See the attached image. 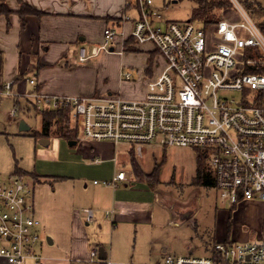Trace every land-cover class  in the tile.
I'll list each match as a JSON object with an SVG mask.
<instances>
[{
	"label": "built area",
	"instance_id": "1",
	"mask_svg": "<svg viewBox=\"0 0 264 264\" xmlns=\"http://www.w3.org/2000/svg\"><path fill=\"white\" fill-rule=\"evenodd\" d=\"M230 2L238 18L200 28L191 22H162L153 0H127L136 14L129 19L130 33L126 26L109 28L101 44L78 49L76 63L82 65L103 53L123 54L130 39L135 46L152 43L164 64L140 99L120 93L24 96L40 112L67 109L82 141L125 144L140 158L146 147L207 150L222 202H264V33L242 4ZM132 79V72L121 71V82ZM13 91L11 83L0 81V100L15 96ZM232 92L240 93V99L230 98ZM122 169L103 184L118 188L127 181ZM33 201L34 187L24 178L0 176V260L7 264L38 260L33 248L41 224ZM87 216L92 222L91 211ZM212 249L210 257H168L163 264H264V237L216 243ZM97 256L93 251L91 258Z\"/></svg>",
	"mask_w": 264,
	"mask_h": 264
},
{
	"label": "crops",
	"instance_id": "2",
	"mask_svg": "<svg viewBox=\"0 0 264 264\" xmlns=\"http://www.w3.org/2000/svg\"><path fill=\"white\" fill-rule=\"evenodd\" d=\"M3 4L8 13L0 14L2 81L11 83L17 93L36 92L59 97H92L90 95L93 93H101L95 86L87 87L79 82L82 75L88 72L89 66H95L100 61L94 58L96 60L91 59L85 63L87 66L78 65L76 53L82 46L102 43L106 29L126 26L129 31V19L133 18L130 13L136 15L127 5V0H5L4 3L0 0V7ZM23 5L37 14H27L23 19L20 14ZM120 42V39L117 40V44ZM103 54L100 56H105ZM30 81H34V84ZM108 86L106 85L107 88ZM107 91L111 93V90ZM47 140H50L48 145L52 146V151L43 150L40 154L58 169L47 172L52 173L47 176L38 174L35 177L42 179L38 181L58 184L73 182L78 186L80 183L84 190L93 194L89 201H70V234L75 254H85L86 259L93 262L96 257L91 258L92 252L97 250L99 259V249L102 248L109 260L107 263V260L102 261V264H130L127 260L129 257L131 262L135 261L131 264H163L168 257L193 256L197 252L205 253L198 258L212 256L213 247L208 248L201 242L196 244V241L190 245L180 240L185 231L197 230L194 222L196 214L190 213L201 206V201L210 199L212 191L208 192L203 186L191 183V199L188 198V193L183 195L186 187L175 190L174 193H178L176 196L171 192L172 189L170 193H161L158 188L161 186L160 178L150 186V178L140 179L132 174L133 168L128 171L127 166L122 165L124 154L133 153L136 161L140 159L134 152L119 153V147L112 143L82 141L78 137L74 141L57 136ZM48 145L45 149H48ZM121 167L127 172L128 180L120 182L118 188L104 185L103 182L111 181ZM31 175L29 173L25 176L34 178ZM56 186L53 188L56 189ZM88 211L93 214L92 222L88 221ZM93 223L100 225V228L109 225L112 233L111 240L107 243L109 252L102 244H98L96 249L89 247L88 226ZM130 228L136 241L135 251L139 246V257L136 253L132 255L127 247L120 250L122 245L116 240L120 231L127 232L129 229L131 236ZM170 233L179 235L180 244H175L173 249L167 237ZM229 238L230 235L226 238L222 236L216 238L215 242L228 243ZM239 238L247 239L245 236ZM147 248L150 249L148 258L145 256ZM81 252L83 253L80 254Z\"/></svg>",
	"mask_w": 264,
	"mask_h": 264
},
{
	"label": "rangeland",
	"instance_id": "3",
	"mask_svg": "<svg viewBox=\"0 0 264 264\" xmlns=\"http://www.w3.org/2000/svg\"><path fill=\"white\" fill-rule=\"evenodd\" d=\"M198 1L153 0V7L162 16V22L164 23L191 22L197 27L204 28L207 26L204 20L195 19L193 16V10L198 7ZM237 1L243 6L247 1L249 4L258 3L264 7V0ZM235 12L234 7H231V5L215 11L217 17L228 20L238 18V14ZM135 16H133V12L130 13V17L134 18ZM250 16L257 23L255 18L258 19V17H254L252 14ZM262 21L264 22V18ZM129 49L130 51H126L123 55L116 53L114 55L103 54L105 56L96 58L97 61H100L99 64L89 66L88 72L82 75L83 78H80L79 82L83 86H95L101 91V93H93L90 96L104 97L111 93H120L128 99H140L144 97L148 82L160 74L164 62L152 43L135 46L133 42H130ZM96 59H92V61ZM121 71L132 72L133 79L120 83ZM25 79L23 80L25 81ZM111 82L113 84H110ZM106 85H109L108 88ZM13 90L16 94L15 96L4 97L0 101V176L4 178L14 176L17 170L31 173L33 176L52 174L47 172L56 168L58 169V167L54 163L47 162L50 160H46L40 154L43 153V150L52 151V146L48 145V149H45L46 146L40 143V139L36 140L32 137L41 131L43 123L42 115L36 110L32 101H28L25 98L24 93H17L16 88ZM107 90H111V93ZM229 97L239 100L241 94L232 92L229 93ZM22 122H25L30 127L28 132L20 131V124ZM70 127L72 128L71 123ZM118 147L119 153L124 154V152L130 150L129 146L125 144H121ZM199 152H203L205 155L208 153L207 150H200ZM197 153V150L190 148H169L165 150L146 147L144 157L138 159L137 162L143 170L142 175L144 177L147 175L150 177L156 172V168H160L159 178L161 186L158 188L161 193H166V191L170 193V189H172L171 192L176 196L178 193H174L175 190L179 191L186 187L187 189L183 195L188 193V198L191 199L193 197V190L189 188V185L197 183L195 179L198 168ZM133 160V153L124 154L121 163L123 166H127L128 171H132L133 167L131 168L129 163L131 164ZM205 160L206 166L209 167L207 162L209 159ZM37 167L39 168L37 169ZM142 175L140 174L141 178H143ZM22 178L34 187V205L36 210L34 217L41 223L39 230L40 241L33 248V254L38 257V260L33 261L28 259L25 260L24 264H102L103 262L99 261L98 257L91 262L89 259H86L85 254L82 256L75 254L76 249L70 234V208L72 206L70 201H89L90 196H93V194L90 191L84 190L80 183H78L80 186L73 182L58 184L48 181L40 183L39 181L42 179L39 180L30 176H23ZM55 186L56 189L53 188ZM210 194H213V196L210 195V199L201 201V206L195 212L190 213L196 214L194 222L196 223L197 230L185 231L183 238L180 236V240L190 245L195 241L196 244L201 242L206 247L209 248L210 246L212 248L216 244V238H222V236L226 238V236L230 235L228 243L254 242L264 237V202L260 200L246 201L234 207L218 200L216 190H212ZM63 201L64 204H62ZM130 229L131 236L129 235V229L127 232L120 231L116 236V240L120 241L122 245L120 250L127 247L132 255L136 253L135 255L139 257L137 252L139 251V246L137 247V251H135L136 241L133 230L132 228ZM192 233L193 236H191ZM88 234L90 237V248L96 249L98 248V244H102L109 252L107 243L110 242L112 237L109 225L100 228V225L95 223L89 224ZM244 236L247 239L239 238ZM167 237L172 249L175 247V244H180L178 240L179 235L176 233H170ZM205 246L203 249L206 250ZM146 251L145 256L148 258L150 256V249L147 248ZM204 255L205 253L197 252L193 256L199 257ZM127 260L130 264L135 263V261L131 262V257ZM0 264L7 263L4 260H0Z\"/></svg>",
	"mask_w": 264,
	"mask_h": 264
},
{
	"label": "trees",
	"instance_id": "4",
	"mask_svg": "<svg viewBox=\"0 0 264 264\" xmlns=\"http://www.w3.org/2000/svg\"><path fill=\"white\" fill-rule=\"evenodd\" d=\"M3 3L5 0H1ZM230 0H206V1H198V7L193 10V16L195 19L204 20L205 24L207 26L212 25L214 23H218L224 19H220L217 17L215 11L217 9H223L225 7H228L230 4ZM256 5V6H255ZM232 7V5H231ZM244 7L246 10L252 14L257 21V25L260 27L262 32L264 33V22L262 19L264 18V7L261 4L258 3H247L245 2ZM8 10L5 7V5H1L0 7V14H7ZM20 14L22 18L24 19L27 14H37L36 11L31 9L30 7H27L26 5L22 6V9L20 11ZM132 42L130 39L126 42L127 51L129 49V43ZM2 67H3V58L0 54V81H2ZM1 101V100H0ZM40 112V111H38ZM43 118L42 128L41 131L34 134L32 137L37 139H48L53 136H57L60 138H67L69 141H74L77 137L79 138V131L75 128L70 127V118L67 109H61L58 111H47V112H40ZM197 174H196V184L203 186L208 192H211L212 190H215V177L213 172L209 169V167L206 166V155L203 152H199L200 150H197ZM134 156V154H133ZM131 168L133 167V173L136 175V177L140 179H148L150 178V186L154 185L159 180V170L160 168H156V172H154L150 177L142 175L143 170L141 169L140 165L136 161L135 157L134 160L130 164ZM142 170V171H141ZM140 174L143 178H141ZM25 175H29V173H26L22 170H17L14 176L23 177ZM33 176V175H31ZM34 178L37 179V177L34 176Z\"/></svg>",
	"mask_w": 264,
	"mask_h": 264
},
{
	"label": "water",
	"instance_id": "5",
	"mask_svg": "<svg viewBox=\"0 0 264 264\" xmlns=\"http://www.w3.org/2000/svg\"><path fill=\"white\" fill-rule=\"evenodd\" d=\"M29 130H30V127L25 122H22L20 124V131L21 132H28ZM40 143L44 146H47L49 144V140L41 139ZM73 144H75V143H73ZM99 260L100 261H106L107 260V255L102 248L99 249Z\"/></svg>",
	"mask_w": 264,
	"mask_h": 264
}]
</instances>
